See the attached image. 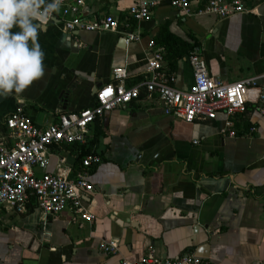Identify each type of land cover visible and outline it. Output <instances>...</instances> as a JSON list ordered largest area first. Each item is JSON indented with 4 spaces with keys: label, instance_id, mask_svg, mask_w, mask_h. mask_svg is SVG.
<instances>
[{
    "label": "crops",
    "instance_id": "obj_1",
    "mask_svg": "<svg viewBox=\"0 0 264 264\" xmlns=\"http://www.w3.org/2000/svg\"><path fill=\"white\" fill-rule=\"evenodd\" d=\"M157 1L151 20L136 22L128 14L132 0H89L84 18L111 14L116 31L69 33L60 10L53 13L39 33L44 76L22 94L0 96V129L17 106L38 127L60 112L94 106L96 85L117 83L113 68L126 69V87L141 84L147 42L163 29L196 42L211 75L264 85V0H242L252 11L226 18L195 13L208 0H190V15ZM132 31L139 39L124 41ZM170 70L176 88L192 86L186 58ZM139 86L138 98L89 126L84 145L102 157L84 198L94 218L69 209L45 218L33 201L22 211L0 206V264H120L184 253L204 264H264V115L247 102L229 136L223 114L187 123L165 114L157 95ZM78 164L77 150L64 145L33 172L72 176ZM110 239L118 243L108 254L101 245Z\"/></svg>",
    "mask_w": 264,
    "mask_h": 264
},
{
    "label": "built area",
    "instance_id": "obj_2",
    "mask_svg": "<svg viewBox=\"0 0 264 264\" xmlns=\"http://www.w3.org/2000/svg\"><path fill=\"white\" fill-rule=\"evenodd\" d=\"M89 0H63L60 7L63 29L69 33L85 31H116L118 23L111 14L88 21L83 12ZM157 0H132L128 14L136 22H148L152 18ZM170 7L185 15L192 13L190 0H169ZM242 0H208L197 8V14H208L226 18L237 13L251 12ZM126 41H137L138 32H124ZM145 78L141 84L124 85L127 76L124 67L112 69L117 83L100 86L94 94L95 105L79 111L60 112L56 120L45 127H38L17 106L4 119L5 130L0 129V206L10 205L17 211L24 210L33 201L46 218L69 209L88 220L93 219L84 204V198L93 192L90 181L92 168L102 161L99 153L89 152L79 160L72 176L63 173L36 175L33 168H45L52 148L74 143L84 144L89 126L106 112L124 108L132 99L139 97V85L148 95L156 94L163 111L187 123L215 119L218 113L224 115V127L229 136L235 135L234 116L245 111L246 103L264 115V85L257 78H245L226 82L209 73L205 59L194 49L188 56L192 70L193 84L186 90L174 86L176 75L167 66L166 60L154 39L146 45ZM254 130L250 127V132ZM116 239L101 245L105 253L117 250ZM120 264H204L203 260L184 253L174 258H160L152 255L138 260L122 259Z\"/></svg>",
    "mask_w": 264,
    "mask_h": 264
},
{
    "label": "clouds",
    "instance_id": "obj_3",
    "mask_svg": "<svg viewBox=\"0 0 264 264\" xmlns=\"http://www.w3.org/2000/svg\"><path fill=\"white\" fill-rule=\"evenodd\" d=\"M62 3L63 0H0V96L22 94L43 78L45 53L39 33Z\"/></svg>",
    "mask_w": 264,
    "mask_h": 264
},
{
    "label": "trees",
    "instance_id": "obj_4",
    "mask_svg": "<svg viewBox=\"0 0 264 264\" xmlns=\"http://www.w3.org/2000/svg\"><path fill=\"white\" fill-rule=\"evenodd\" d=\"M157 46L160 47L164 58L168 62V67L173 68L174 62L181 58L188 59L189 54L196 47V42H187L181 38L175 36L167 29H163L161 33L154 38ZM89 142V141H88ZM72 149L77 150V160L79 161L83 155L89 153V148L86 147V144H70Z\"/></svg>",
    "mask_w": 264,
    "mask_h": 264
},
{
    "label": "water",
    "instance_id": "obj_5",
    "mask_svg": "<svg viewBox=\"0 0 264 264\" xmlns=\"http://www.w3.org/2000/svg\"><path fill=\"white\" fill-rule=\"evenodd\" d=\"M122 39L125 41L126 40V38L125 37H122ZM100 87V85L99 84H97L96 85V90L98 89Z\"/></svg>",
    "mask_w": 264,
    "mask_h": 264
}]
</instances>
